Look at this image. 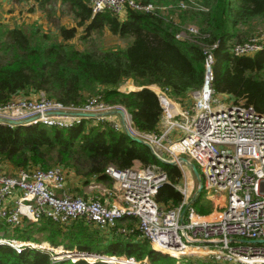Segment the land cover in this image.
<instances>
[{
    "label": "trees",
    "instance_id": "obj_1",
    "mask_svg": "<svg viewBox=\"0 0 264 264\" xmlns=\"http://www.w3.org/2000/svg\"><path fill=\"white\" fill-rule=\"evenodd\" d=\"M137 1L157 7L153 11L128 7L122 16L108 9L94 13L88 0H62L65 7L57 14L53 0H39L48 22H54L58 29L60 37L55 39L38 23H32L29 30L18 24L6 25L0 13V103L20 93L44 90L51 97L81 105L90 93L98 92L107 101L126 106L139 129L157 131L163 107L150 85H160L174 97L185 98L190 90L203 84L205 48L216 43V92L244 98L264 112V49L253 55H234L230 51L234 42L264 26V0H185L186 7L180 5L182 0ZM65 14L71 15L75 23H59L58 16ZM190 22L197 26L196 32L189 31ZM80 29L82 38L91 46L79 48L68 43ZM106 30L126 43L95 45V36H103ZM182 31L187 35L177 36ZM0 159L14 168L61 164L81 175L84 184L94 177L97 181H110L112 177L105 171L110 164L119 168L137 162L150 164L164 169L168 176L157 193L158 201L174 205L183 200L182 192L174 185L183 176L180 166L163 161L147 144L109 122L84 121L73 127L43 123L12 127L0 123ZM0 226H4L2 222ZM15 233L24 239L102 255L134 256L142 261L147 258L150 264L176 263L168 260L174 255L153 248L139 229L128 234L106 232L84 218L70 223L48 217L39 222L26 220L23 227L15 228ZM0 264L117 263L102 259L54 260L45 249L17 252L0 244ZM177 264L228 262L210 256L182 255Z\"/></svg>",
    "mask_w": 264,
    "mask_h": 264
},
{
    "label": "built area",
    "instance_id": "obj_2",
    "mask_svg": "<svg viewBox=\"0 0 264 264\" xmlns=\"http://www.w3.org/2000/svg\"><path fill=\"white\" fill-rule=\"evenodd\" d=\"M88 1L94 13L108 9L122 16L128 7L144 11L157 7L137 0ZM180 5L186 7L187 2L182 0ZM188 29L196 32L197 26L189 25ZM181 35H187L186 31L177 34ZM216 45L205 48L204 81L201 87L188 92L189 102L174 97L160 85H150L163 107L157 131L139 129L126 106L107 101L100 94L91 95L85 103L77 105L39 90L27 95L20 93L0 103V118L24 120L26 125L73 127L84 121L109 122L115 129L125 131L122 114L109 112L122 109L132 136L149 141L159 153L161 148L175 158L184 153L200 166L203 186L199 194L206 193L205 206L198 194L196 201L185 208L191 193V181L187 178L175 185L183 200L162 205L157 193L168 176L165 170L150 164L106 167L120 195V201L112 203L99 195L71 192L67 185L68 172L61 164L48 168L16 167L12 172L0 165V217L4 224L13 230L23 227L26 220L39 222L48 217L70 223L84 218L106 232L128 234L139 229L153 248L177 257L204 254L221 262L264 264V240H261L264 239V112L244 98L234 97L225 103L215 96L213 48ZM263 49L264 28L230 47L234 55H253ZM0 123L17 125L9 121ZM133 218L137 227L123 226ZM0 244L9 245L17 252L26 248L45 249L54 260L102 259L117 264H150L147 258L142 261L134 256L102 255L56 246L49 241L24 239L14 232L7 234L1 226ZM92 255L94 261L89 258Z\"/></svg>",
    "mask_w": 264,
    "mask_h": 264
},
{
    "label": "rangeland",
    "instance_id": "obj_3",
    "mask_svg": "<svg viewBox=\"0 0 264 264\" xmlns=\"http://www.w3.org/2000/svg\"><path fill=\"white\" fill-rule=\"evenodd\" d=\"M53 1H54L53 4H55L57 0H53ZM41 9L42 8L40 7L39 0H0V13H2L1 14L2 23L6 24V25H17L18 24L21 26H25L27 28V30L30 29V26L32 25V23H38V24H41L43 29L46 30L47 33H49L52 36L51 38L55 39V38H57V36L60 37V35L58 33V29L55 26L54 22L46 21V20H48V17H46L47 12H46L45 8L43 10H41ZM39 10L41 11L40 12L41 15L39 13ZM37 19H40V20L36 21ZM58 22L59 23L64 22L68 25H72L71 23H75L74 19H72V17L68 16V15L62 16L60 19H58ZM189 25L196 26L194 23H191V22L189 23ZM263 28H264V26H260L256 29V31L263 29ZM82 33H83V30L80 29L74 38L68 40V43L73 44L79 48H85L87 46H91L90 42H86L82 38ZM254 33H252V34H254ZM95 37L97 38L96 43H95V45H97V46H105V47L109 46L110 47V46L123 45L126 43L125 39H122L116 35H113L108 30H106V32L103 36L96 35ZM125 82H127V81H125ZM124 83H122V84H124ZM122 84L120 86H122ZM133 84H134V82H133ZM133 87H136L135 84ZM27 94L28 93H26V95ZM97 94H100V93L92 92L88 95V97H90L91 95H97ZM215 96L220 98V101H223L225 103L231 102L234 99V96H232L229 93H224V92H217V93H215ZM184 99H188L187 102H189L191 100V95L190 96L187 95V97L185 96ZM90 123H92V122H90ZM161 149H162V151L161 150H159V151L167 159H174L175 158V156L173 154H171L170 152H168L166 149H164V148H161ZM178 156H185V157L189 158L191 161H193L188 155H186L184 153H181ZM176 164H178L180 166V168L182 169L184 177L182 176V178L178 182H176L174 185L182 184V182L185 178H187L189 181H191V193H190V198H189V199H191L193 194L196 192V190L199 187L200 180L196 176V174L194 173V170L192 169L191 165H189L188 163H186L183 160L177 161ZM0 165H2V167L9 172L14 171V169H15L12 166V164H10L8 161H6L4 159H0ZM135 165L142 166L138 162ZM197 166H198V169L200 170V166L198 164H197ZM64 167L68 172V183H67L68 189L75 194L84 195V190H86L87 192H94L93 195H99L102 198L104 196H107V197H110L111 195L115 196L116 192L118 191L117 184L113 178H111L110 181H97L95 178H92V181H90L88 184H84L81 175L77 174L73 169L70 170L66 166H64ZM155 167L157 169H161L158 166H155ZM202 179H203V176H202ZM89 184H92V185L89 186ZM69 187H71L72 189L74 188V190L72 191L71 188H69ZM82 190H83V192H82ZM118 193H119V191H118ZM199 197H201V199H202L201 202H202L203 206H205L204 203L206 201L205 200L206 199L205 198L206 193L203 191V194H199ZM162 205L168 206L167 204H162ZM195 205H197V203ZM0 222L4 223V219L1 217H0ZM125 225L130 227V228H135V227H137V220L136 219L126 220L125 224H123V226H125ZM7 227H8V225H5L3 228H7ZM206 255H208V254H206ZM202 256H205V255L203 254ZM168 260L170 263L176 262L175 264H177L179 257H177V256H174V258L169 257ZM238 263H241V262H228V264H238Z\"/></svg>",
    "mask_w": 264,
    "mask_h": 264
},
{
    "label": "water",
    "instance_id": "obj_4",
    "mask_svg": "<svg viewBox=\"0 0 264 264\" xmlns=\"http://www.w3.org/2000/svg\"><path fill=\"white\" fill-rule=\"evenodd\" d=\"M140 88V87H138ZM136 88V89H138ZM115 111H119L121 114H122V117H123V120L125 122V131L131 136L133 137L134 139L140 141V142H143L145 144H147L153 151V153H155L157 155V157H159L160 159H162L163 161L165 162H168V163H177V161H180V160H183L185 161L186 163H188L189 165H191L192 169L194 170V173L196 174V176L199 178L200 180V184H199V187L198 189L196 190V192L193 194L192 198L189 200V202L186 204V207L187 208L193 201H195V199L197 198V195L199 194V192L201 191L202 189V186H203V179H202V175H201V172L200 170L198 169V166L195 162L191 161L189 158L185 157V156H179L178 158H174V159H167L166 157H164L161 153H159L156 148L147 140H144L140 137H135V136H132L131 135V132L129 130V127L125 121V112L122 110V109H115L113 111H109L110 113L111 112H115ZM0 121H9V122H12V123H15L17 125H20V124H23L24 123V120H13V119H3V118H0ZM261 240H264V239H261ZM95 253V252H93Z\"/></svg>",
    "mask_w": 264,
    "mask_h": 264
},
{
    "label": "crops",
    "instance_id": "obj_5",
    "mask_svg": "<svg viewBox=\"0 0 264 264\" xmlns=\"http://www.w3.org/2000/svg\"><path fill=\"white\" fill-rule=\"evenodd\" d=\"M55 6H56V8L58 9V12H57V14H60L61 12H60V10H61V8H64L65 7V4H63L62 5V0H57L56 1V3H55ZM41 10H43V9H41ZM41 11L39 10V13H40ZM40 15H41V13H40ZM62 16H66V14L65 15H61V16H58L59 17V19L62 17ZM68 16H71V15H68ZM46 17H47V13H46ZM72 17V16H71ZM72 19H73V17H72ZM40 19H37L36 21H39ZM46 21H48V20H46ZM64 23V22H63ZM64 24H66V23H64ZM71 24H74V23H71ZM66 25H68V24H66ZM132 80V79H131ZM132 82H134L133 80H132ZM134 88V87H133ZM120 89H121V87H120ZM122 90V89H121ZM130 90V89H129ZM92 184H89V186H91ZM88 186V187H89ZM69 188H71V187H69ZM71 190L73 191L74 190V188L72 189L71 188ZM82 192H83V190H82ZM93 193L94 192H87L86 190H84V196H92L93 195ZM120 195H119V193H118V191L116 192V195L115 196H110V197H107V196H104V197H102L104 200H106L108 203H112V202H119L120 201V197H119ZM168 205V204H167ZM134 219V218H133ZM133 219H131V220H133ZM3 225L5 226L6 224H4L3 223ZM3 226V227H4ZM2 227V228H3ZM3 230L7 233V234H11L12 232H14V234H15V228L13 229V230H10L9 229V227H7V228H3ZM59 245H63V244H59ZM57 246V245H56ZM64 246V245H63ZM74 248H77V247H74ZM79 249V248H78Z\"/></svg>",
    "mask_w": 264,
    "mask_h": 264
},
{
    "label": "bare ground",
    "instance_id": "obj_6",
    "mask_svg": "<svg viewBox=\"0 0 264 264\" xmlns=\"http://www.w3.org/2000/svg\"><path fill=\"white\" fill-rule=\"evenodd\" d=\"M171 253L174 254V252H172V251H171ZM96 254H97V253H96ZM90 257H92V258H90ZM89 258H90V259H93V261H94V256H93V255H92V256H89Z\"/></svg>",
    "mask_w": 264,
    "mask_h": 264
}]
</instances>
